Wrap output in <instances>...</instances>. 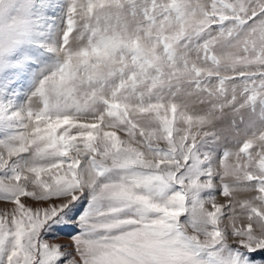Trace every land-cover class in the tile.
Instances as JSON below:
<instances>
[{
    "label": "snow or ice",
    "instance_id": "6c2138e0",
    "mask_svg": "<svg viewBox=\"0 0 264 264\" xmlns=\"http://www.w3.org/2000/svg\"><path fill=\"white\" fill-rule=\"evenodd\" d=\"M0 264H264V0H0Z\"/></svg>",
    "mask_w": 264,
    "mask_h": 264
},
{
    "label": "rangeland",
    "instance_id": "374dc122",
    "mask_svg": "<svg viewBox=\"0 0 264 264\" xmlns=\"http://www.w3.org/2000/svg\"><path fill=\"white\" fill-rule=\"evenodd\" d=\"M62 235H64L65 237H67V233H63ZM63 242L64 243H67V239H65Z\"/></svg>",
    "mask_w": 264,
    "mask_h": 264
}]
</instances>
